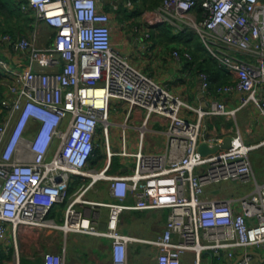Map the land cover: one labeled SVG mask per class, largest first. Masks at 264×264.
Instances as JSON below:
<instances>
[{
	"label": "built area",
	"instance_id": "2783aa9c",
	"mask_svg": "<svg viewBox=\"0 0 264 264\" xmlns=\"http://www.w3.org/2000/svg\"><path fill=\"white\" fill-rule=\"evenodd\" d=\"M27 1L23 11L35 12L54 33L42 44L40 30L0 36V43L17 55L27 53L29 62L20 68L0 56V85L5 88L0 98V241L6 238L7 225L15 232L22 226L61 232V250L43 252L41 264H77L68 257L71 233L110 241L109 258L89 264H129V245L134 242L158 250L155 264H181L186 251L201 264L204 252L221 258L222 250L231 257L238 249L244 250L238 264H253L254 255L247 249L264 247V181L257 180L251 159L257 145L245 142L237 124L228 136L211 135L205 120L234 118L250 104L264 116V1L163 0L144 12L149 29L185 22L235 76L233 84L218 92H240L239 107L216 100L197 109L134 67L113 46L112 15L101 0ZM199 2L202 15L193 17ZM127 3L132 5V0ZM174 54L182 56L178 50ZM184 56L193 58L189 51ZM200 76L208 89L209 75ZM111 99L129 104L127 120L135 109L146 111L136 151L128 149L125 130L121 148L113 149ZM184 108L196 110L197 119L182 116ZM154 114L168 120L167 142L162 152H145L143 139ZM226 138L231 139L229 147L208 154L199 150L202 142L214 148ZM102 139L105 166L97 170L90 165L103 148ZM116 156L133 159L129 171L111 172ZM102 180L108 182L111 199H88ZM223 181L253 187L239 196L206 191ZM59 204H65L60 221L52 215ZM100 208L108 210L102 227ZM166 208V223L154 238H139L120 228L125 211ZM16 254L13 264H22L19 251Z\"/></svg>",
	"mask_w": 264,
	"mask_h": 264
},
{
	"label": "crops",
	"instance_id": "0c3cea01",
	"mask_svg": "<svg viewBox=\"0 0 264 264\" xmlns=\"http://www.w3.org/2000/svg\"><path fill=\"white\" fill-rule=\"evenodd\" d=\"M104 1L105 0H101V5L103 7L107 5H113L114 8L112 11H110L112 15V44L128 59L130 64L152 77L156 82L167 86L172 93L181 97L184 101L188 102L196 109L207 108L213 101L216 100L225 102L228 108H237L240 106L243 96L240 92H233L232 94H220L218 92L219 87L227 84H233L236 78L225 66H223L218 61V59L211 55V53L204 46V43L197 32L192 30L185 22L181 21L165 24L164 26L169 27V32H166L167 34L164 33L162 35L161 33L163 32H161V29L164 26L152 29H149L145 26L143 20L144 12L155 9L163 2V0L153 8H147L141 3H139L140 5L137 3H135V5H130L128 3L105 4ZM125 1L127 2V0ZM137 6L140 7L139 14H136L135 16H128V19L123 18L125 15L121 13V8H129L130 10L135 9ZM201 15L202 14H200V12L195 9L192 16L201 17ZM2 17L3 16H0V21ZM15 20L17 21V19ZM18 24H20L19 27H6L8 29L6 33H17L16 36H22L27 34L30 35L31 33H35L40 29L47 30L49 31L48 33H54V30L51 27L45 23H41L38 20L35 12H32L31 14L29 11L26 16H21V21ZM117 29L120 34L118 37H115L114 33ZM191 32L197 34L199 43L198 47L202 54L200 59L205 60V58L210 57L218 61L217 63L220 68V73L217 72V77H215V79H219L220 85L216 86V83L213 84L214 77H210V87L205 89L202 85V79L200 76L201 71L197 61L193 60V58L191 60L185 58L184 53L189 51L193 55L196 46V42L194 41ZM0 33V36L3 35L2 31H0ZM147 33H150V36H147ZM181 33L185 39L182 41H175L174 37ZM177 50L182 55H180V58L174 54ZM0 56L7 58L13 65H16L20 68L26 67L29 63L27 53H23L22 56H19L11 51L6 45L1 43ZM111 108H113V116L111 120L113 131L111 130V133H113L115 137V140H112L113 147L115 146V149L121 148V133L123 130H125L128 149L131 151H136L140 140L139 127L146 115L145 109H135L132 113H130V116L127 120V115L129 112V104L127 102L119 99H111ZM181 114L182 116L193 121H195L198 117L197 111L193 109L184 108L182 109ZM205 122L207 125V133H210L211 135L223 133L226 134V136L232 133V127L237 124L245 142L248 144L257 145L256 148L251 151V153L255 150L257 151L264 148V116L261 115L259 109L252 104L240 108L234 118L221 115L214 118H207ZM125 124L126 126H124ZM167 128L168 120L166 117L159 114H154L152 116L149 128L146 131L143 139V149L145 152L164 151L167 142ZM101 156V152H99L100 159L95 160L92 163L98 166V168L95 167L97 170H101L105 166L103 156L102 158ZM120 158L122 161L119 164L116 163L117 167L114 170L111 169V172H126L130 170L129 167L133 166V160L122 157ZM262 166L263 165H258L257 163H255L254 166L253 163L255 176L259 182L264 181V177H262L264 176V166ZM257 176L260 178L258 179ZM89 180L90 179H88V181ZM105 183L108 187V182L102 180L99 181L95 188L91 189L90 191H96L99 184L101 185ZM108 198L109 200L111 199L109 190ZM63 205L64 207H59V209H62L64 212L65 204ZM56 207L52 213L53 217H55L54 214ZM100 210L101 208L98 209V211ZM100 212L102 214L100 226L102 227L104 226L108 210L106 209V211ZM62 215L63 213L60 215V217ZM122 220L120 228L123 232L127 233L125 228L126 223H123ZM162 228L164 227L162 226ZM93 239H96L94 244L99 246L98 249L105 253V258L99 256V254L95 252V249L93 248L91 250H87L86 252L80 253H76L73 250L69 251L67 240L69 259L77 264H89L99 262L100 260H107L109 258L108 251L110 243L101 242L100 240L104 238L98 236H93ZM61 241L64 242V235L61 232H57L52 229L41 230L29 226H22L17 232H15L11 225H7L6 238L0 241V264H13L17 255V251H19L22 264H41L43 252L60 251L63 245ZM134 244H137L140 247L139 249H135L134 254L137 258V262H133V264H142L140 263L141 255L144 253V250L147 249V247L143 246L145 245L144 243L134 242ZM247 250L258 253L253 254V264H264V247L260 249L249 248ZM243 251V249L235 250V255L229 257L227 252L222 250L221 258H216L217 262H215V254L207 251V255L202 258L201 264H234V261H236L240 255H242ZM194 257L195 255L192 251H186L181 257V263L195 264ZM155 260L156 257L154 258V264ZM129 264H132L131 260L129 261Z\"/></svg>",
	"mask_w": 264,
	"mask_h": 264
},
{
	"label": "rangeland",
	"instance_id": "374dc122",
	"mask_svg": "<svg viewBox=\"0 0 264 264\" xmlns=\"http://www.w3.org/2000/svg\"><path fill=\"white\" fill-rule=\"evenodd\" d=\"M139 4V3H137ZM140 5V4H139ZM104 9L106 11H112L113 5H107L104 6ZM140 12V7L137 6L135 9H130L129 8H121V13L127 16H135L136 14H139ZM49 31L47 30H42L40 29V33L43 35L42 39H41V44L45 42V40L47 39L48 35H51L53 33H48ZM115 37L119 36V32L118 29L115 30ZM113 108H111L110 110V119L112 120V116H113ZM111 130L113 131V125H111ZM112 140H115V137L112 133ZM103 143V148L100 149L101 155L104 157L105 156V145H104V140H101ZM112 141V142H113ZM115 147V146H114ZM113 147V149H115ZM251 158L253 159V163L255 166V163H257L258 165H263L264 166V148L261 150H255L254 152L251 153ZM105 159V157H104ZM103 159V161H104ZM131 160H133L131 158ZM115 163L119 164L122 160L120 157H115L114 158ZM92 168L96 167L98 168V166H96L95 164H91L90 165ZM262 166V167H263ZM256 169V168H255ZM257 171V169H256ZM115 172V171H114ZM257 173V172H256ZM258 177V176H257ZM264 177V176H262ZM260 177H258L259 179ZM253 187L252 183H246V184H241L235 181H223L220 183H216L214 185H210L206 188V191H208L209 193H213V195H217V196H239L241 194H244L245 192H247L248 190H250ZM87 197L90 199H96V200H109L108 198V187L107 184H99L97 187L96 191H90L87 194ZM59 207H64L63 204H59L56 209H55V214L54 216L56 217V219L58 221H60V215L63 213L62 209H59ZM58 209V210H57ZM102 212L106 211V208H101ZM169 214V209H163V210H159V211H155V210H144V211H139V210H134V211H125L124 215H123V220L122 222L126 223V231L127 233H130L134 236H137L139 238H154L156 236H158L164 227L167 217ZM93 236L90 235H84V234H80V233H71L69 235L68 238V249L73 250L76 253H80V252H86L87 250H91L92 248L95 249V252H97L99 254V256L105 258V253L100 251L98 248L99 246L95 245L94 242H96V239H93ZM103 243H110V241L106 238L101 239L100 240ZM63 243V241H61ZM138 243H143V242H138ZM145 247H147V249L144 250V253L141 255V262L142 264H154V258L156 257L158 250L152 246V245H148L146 243H144ZM137 246V244H130L129 245V261L131 260V263L133 264V262H137V258L135 256V254L133 253V249ZM206 252H204V254L202 255V258H204V256H206ZM215 256V262H217V258ZM34 264V263H31ZM182 264V263H181Z\"/></svg>",
	"mask_w": 264,
	"mask_h": 264
},
{
	"label": "trees",
	"instance_id": "16d2710c",
	"mask_svg": "<svg viewBox=\"0 0 264 264\" xmlns=\"http://www.w3.org/2000/svg\"><path fill=\"white\" fill-rule=\"evenodd\" d=\"M162 0H132V5L135 3H141L144 4L147 8H153L156 7ZM28 1L27 0H0V16H3L1 18L0 21V31H2V34H5L8 29L6 27L11 26V27H19L20 21H21V16H26L27 13L29 12H25L22 9L23 5H27ZM196 10H198L200 12V14L203 12V8L201 3L199 2L195 8ZM32 10L30 11V13L32 14ZM124 19H128V16L125 15L123 17ZM17 19V21L15 20ZM13 24V25H12ZM165 25V24H164ZM162 25V26H164ZM161 27V26H160ZM161 35L162 34H167L166 32H169V27L168 26H164L161 29ZM192 33V32H191ZM1 34V33H0ZM14 36H16L17 33H10ZM19 34V33H18ZM22 34H27V33H22ZM169 34V33H168ZM28 35V34H27ZM194 41L196 42V46H195V50L192 56L193 60L197 61L198 66L200 67V71L201 72H205L209 75V77H214L213 80V84L216 83V86L220 85L219 83V79H215L217 72L220 73V68L218 65V61H216V59L213 58H205V60H201L200 57H202L201 51L199 49V43H198V37L197 34L192 33L191 34ZM183 39H185L184 36H182L181 34H178L174 37L175 41H182ZM200 72V73H201ZM1 75H0V81H1ZM221 82V81H220ZM5 94V88L3 85H0V98L3 97ZM100 152V149H97V153ZM102 158V156H101ZM100 157L99 155L96 157L95 160H99ZM117 167L115 161L113 160V166L112 169L114 170ZM79 181V180H76ZM74 190V188L72 187L71 192ZM139 245H137L134 249H133V253H135V249H139Z\"/></svg>",
	"mask_w": 264,
	"mask_h": 264
},
{
	"label": "water",
	"instance_id": "95a60500",
	"mask_svg": "<svg viewBox=\"0 0 264 264\" xmlns=\"http://www.w3.org/2000/svg\"><path fill=\"white\" fill-rule=\"evenodd\" d=\"M105 4H110V3H113V4H119V3H124V4H127V2L125 0H105L104 1ZM230 142H231V139L230 138H226L225 141L221 144V145H217L215 146L214 148H208V145L207 143L205 142H202L199 146V150L202 154H208V153H211V152H215L217 151L218 149L220 148H225V147H229L230 146ZM252 254H258L257 252L255 251H250ZM242 257V255H240L236 261H234V264L238 263L240 258Z\"/></svg>",
	"mask_w": 264,
	"mask_h": 264
},
{
	"label": "bare ground",
	"instance_id": "6f19581e",
	"mask_svg": "<svg viewBox=\"0 0 264 264\" xmlns=\"http://www.w3.org/2000/svg\"><path fill=\"white\" fill-rule=\"evenodd\" d=\"M100 92V91H99ZM41 140H42V138H40L39 140H38V142H37V144H39L40 142H41ZM38 146V145H37Z\"/></svg>",
	"mask_w": 264,
	"mask_h": 264
}]
</instances>
